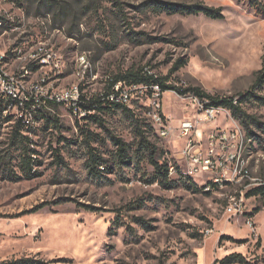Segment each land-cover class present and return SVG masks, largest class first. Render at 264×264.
Masks as SVG:
<instances>
[{
    "label": "rangeland",
    "instance_id": "374dc122",
    "mask_svg": "<svg viewBox=\"0 0 264 264\" xmlns=\"http://www.w3.org/2000/svg\"><path fill=\"white\" fill-rule=\"evenodd\" d=\"M51 1L53 8L0 2L3 70L17 79L28 71L18 80L31 99L78 86L97 103L75 114L41 100L28 127L0 107V264H220L231 254L244 259L237 264H264V196H248L264 186V101L242 105L253 119L248 130L232 118L243 135L239 175L213 184L209 174H188L182 158L186 140L176 128L200 114L192 95L166 91L154 102L149 89L129 90L128 112L109 109L104 97L114 76L137 70L238 100L262 66L264 18L240 0H120L121 12L104 0ZM156 1L203 4L222 18L154 12ZM36 53L52 60L41 63ZM178 60L187 65L173 71ZM255 92L264 98V89ZM154 115L172 128L168 138L159 137ZM232 127L219 113L199 126L201 145L208 129ZM91 154L103 163L97 175L89 172ZM154 162L168 165L165 180Z\"/></svg>",
    "mask_w": 264,
    "mask_h": 264
},
{
    "label": "built area",
    "instance_id": "2783aa9c",
    "mask_svg": "<svg viewBox=\"0 0 264 264\" xmlns=\"http://www.w3.org/2000/svg\"><path fill=\"white\" fill-rule=\"evenodd\" d=\"M7 0H0V2H6ZM3 28V20L0 18V30ZM40 59L41 63L48 64V60H52L51 54H34L32 57ZM5 53H0V107L5 108L4 111L10 109L14 110L20 117L22 123L25 126H29L34 122L35 113L38 108V103L42 100L48 103H57L67 106L75 114L82 110H89L87 107L90 103H87L84 96L80 95L78 86H71L69 89L62 92H49L39 100L35 97L30 98L29 91H25L20 87V81L18 79H24L28 75V71L25 70L19 76L15 78L7 74L3 70L5 64ZM80 63L86 64L85 58L81 56L79 58ZM57 66V65H56ZM34 92H39L40 85L31 86ZM127 87V88H126ZM150 90V95L154 102L157 101L161 95L158 86L145 87L141 85H126L125 83L118 82L113 88L111 93L104 97L106 101L116 102L120 105H126L131 99L129 90ZM103 97V98H104ZM31 99V100H30ZM194 102L197 105L196 118L192 120L185 119L176 128L179 138L185 139V147L182 151V158L186 159L188 174L204 173L210 175V180L213 184H219L223 181L232 182L239 175V169L241 167L240 151L242 148L243 135L240 132L237 124L234 123L230 113L222 108H215L209 106L206 101H202L193 96ZM41 101V102H42ZM101 102V101H99ZM157 107H159L157 105ZM225 112L233 124L231 129H208L205 138V146L201 145L200 137L202 133L198 130L199 126H210L217 120L219 113ZM154 124L158 127L157 132L160 138L166 139L171 135L172 128L166 126L160 115H154ZM187 157L185 158V156ZM171 170H173L171 168ZM237 205H230L228 212H236Z\"/></svg>",
    "mask_w": 264,
    "mask_h": 264
},
{
    "label": "trees",
    "instance_id": "16d2710c",
    "mask_svg": "<svg viewBox=\"0 0 264 264\" xmlns=\"http://www.w3.org/2000/svg\"><path fill=\"white\" fill-rule=\"evenodd\" d=\"M32 2H36L39 5H44V7H54L57 5L56 1L51 0H31ZM80 3H83L85 1L94 3V0H77ZM108 4H111L112 7L117 8L118 12H121V3L120 0H104ZM240 1H247L249 7L253 10L255 15L260 16L264 18V4L260 0H240ZM55 3V4H53ZM155 6L152 8V11L154 12H168L171 11L174 14H181V15H203L209 19L213 20H219L222 18L221 12L218 9L209 8L203 4H194V5H173L170 7V5H167L164 2L156 1L154 2ZM39 12V11H36ZM187 65L186 60L181 61L178 60L174 66L173 71H178L179 69L185 67ZM122 82L126 85H141L145 87L150 86H158L161 93H164L166 91H174L178 96H186L188 94L202 100L206 101L209 106L215 107V108H222L226 111H228L233 119L239 122V124L244 129H249V126L252 124V117L248 115L244 109L242 108V105L244 103H250L251 101H264V98H259L255 93V91H260L261 89H264V57L262 61L261 69L257 72L254 82L251 86L252 91H247L245 94H237L239 97L238 100H234V98H219L214 97L206 92L200 90L199 88H187V89H178L171 86L165 85V80L160 79H154L151 76H147L145 74H141L140 71H133L128 70L123 75H116L112 78V81L107 89L113 88V86L118 83ZM111 93V92H110ZM106 94L107 96L110 94ZM96 101H92L87 107L84 106V108L92 109L94 108V104H96ZM107 104L110 106L109 109L116 108V109H123L124 111H129L124 105H120L116 102H109L107 101ZM101 107L98 106V109ZM108 108V107H104ZM15 135L21 138L20 144L23 145V142H27V139L20 135L19 130L18 132H15ZM15 137V136H14ZM115 139V138H114ZM23 141V142H22ZM116 145L120 148L119 151H123L124 144L119 140L115 139ZM149 144L146 142L145 148H148ZM151 147V146H150ZM153 149L152 155L156 154L155 148L151 147ZM25 149V148H24ZM161 158V157H160ZM29 156H25L22 160V165L24 166V169L28 171V173L31 171L30 169V160ZM92 164L89 163V172L91 174L97 175L99 173V168L103 164L101 162V159H97L94 154H91V160ZM154 166L159 170V174L163 177V180L166 179L169 167L164 162L162 164H159V162H154ZM249 195L254 196H264V186L255 188L252 190ZM262 207H258L256 209V213H258L261 210ZM244 259L237 254H231L229 256H226L220 264H237V263H243ZM11 264H48L45 262H42L40 260H33L29 259L26 261L18 260Z\"/></svg>",
    "mask_w": 264,
    "mask_h": 264
}]
</instances>
